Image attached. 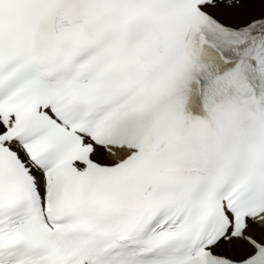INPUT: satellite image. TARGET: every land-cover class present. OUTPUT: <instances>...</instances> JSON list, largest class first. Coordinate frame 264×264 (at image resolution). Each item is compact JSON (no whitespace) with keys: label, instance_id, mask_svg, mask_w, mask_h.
I'll return each instance as SVG.
<instances>
[{"label":"snow or ice","instance_id":"obj_1","mask_svg":"<svg viewBox=\"0 0 264 264\" xmlns=\"http://www.w3.org/2000/svg\"><path fill=\"white\" fill-rule=\"evenodd\" d=\"M0 264H264V0H0Z\"/></svg>","mask_w":264,"mask_h":264}]
</instances>
